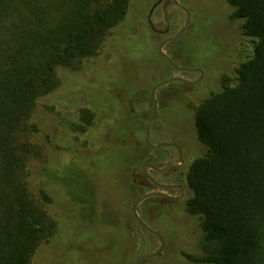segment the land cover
Segmentation results:
<instances>
[{
	"label": "trees",
	"instance_id": "16d2710c",
	"mask_svg": "<svg viewBox=\"0 0 264 264\" xmlns=\"http://www.w3.org/2000/svg\"><path fill=\"white\" fill-rule=\"evenodd\" d=\"M131 2L0 0V264H32L37 246L53 231L54 222L29 189L27 165L36 147L28 136L44 132L49 141L58 137L49 133L52 124L60 122L51 113L56 105H82L89 114L84 92L65 70H77L84 58L96 54L106 35L127 20ZM222 3L232 9L230 20L242 21L252 51L233 74L220 77L218 88L190 106L182 82L162 87L158 121L171 136L181 129L184 116L191 115L202 145L186 161L185 207L201 220L203 253L185 256L198 264H264V0H207L201 5L214 10ZM168 90L179 99L171 116L165 112ZM126 92L132 97L119 111L125 117L117 120L126 144L119 154L127 157L128 181L116 177V182L124 195L130 193L126 200L133 208L148 188L134 177L149 150L145 124L135 109L148 89L137 92L127 86ZM112 157L104 155L99 165H114ZM71 178L81 187L75 197L87 198L90 187L83 178ZM40 194L45 203L53 202L46 189ZM145 203L142 218L149 222Z\"/></svg>",
	"mask_w": 264,
	"mask_h": 264
},
{
	"label": "rangeland",
	"instance_id": "374dc122",
	"mask_svg": "<svg viewBox=\"0 0 264 264\" xmlns=\"http://www.w3.org/2000/svg\"><path fill=\"white\" fill-rule=\"evenodd\" d=\"M201 1L180 0L191 13L188 28L183 32L187 36L178 40L181 33L166 43L164 51L177 66L200 68L203 74L176 71L159 55L158 46L174 36L187 19V13L171 0H132L127 20L114 28L113 34L106 35L96 54L84 58L77 70H65V75L79 86V92H84L83 106L89 114L81 109L82 105H56L51 113L60 122L52 124L49 133L53 138L55 134L58 137L49 141L44 132L28 136L36 147L27 165L29 189L54 222L50 236L37 246L32 264H129L160 247L155 234L133 221V208L117 186L116 177L123 183L128 181L127 157L119 154L126 144L121 140L117 119L125 117L119 111L125 110L124 101L132 97L126 92L127 86H133L137 92L148 89L135 107L147 125L154 110L151 95L156 84L172 76L194 82L183 83L188 94L186 105L190 106L193 100L199 102L211 89L218 88L220 77L233 74L238 63L252 51L249 38L242 33V21L229 19L230 7L222 3L212 10L208 4L201 5L207 0ZM192 4L198 7L192 9ZM193 53H200V58ZM160 90L156 92L157 101ZM174 94L171 90L164 93L168 116L174 114L179 101ZM158 125L151 134L154 143L187 140L191 149L200 152L202 145L191 115L184 116L181 129L173 131L172 139L167 125L163 122ZM59 138L60 148L56 145ZM109 153L115 166L99 165ZM136 172L140 173L139 167ZM72 174L82 177L85 186L90 187L85 194L87 198L75 197L81 187L73 183ZM138 181H141L139 177ZM41 188L50 193L52 203L42 200ZM143 210L140 204L141 217ZM180 212V207L173 206L169 213L176 216ZM171 215L149 216L153 223H146L162 235L165 247L156 256L136 264H198L184 253H203L199 215L184 208L177 225L185 233L176 229L175 217Z\"/></svg>",
	"mask_w": 264,
	"mask_h": 264
},
{
	"label": "flooded vegetation",
	"instance_id": "af4514ba",
	"mask_svg": "<svg viewBox=\"0 0 264 264\" xmlns=\"http://www.w3.org/2000/svg\"><path fill=\"white\" fill-rule=\"evenodd\" d=\"M158 116H159V110L157 112V116L154 119V121L149 125V121H150L149 120L147 125H145V131L143 136L145 138L146 144H147V139H149V141L154 145L161 142H165L167 143V145H161L156 148H153L147 144L149 150L145 152L144 158L140 160L138 165V167L140 168V173L134 172L135 178L138 179L139 177L141 181H144L148 185L147 190H145L144 193H142V195L150 192H157L156 194L151 195L150 197L146 198L142 203H140L143 204L146 201L145 210H146V215L149 216L152 214L157 215L158 213H168L169 215H171L169 212L172 210L173 206L180 207L182 212L184 208H186L185 207V200L187 196V184L185 181V176L187 173L186 161L188 156L192 154V151L194 150V148L191 149L190 144L187 140L184 143H181L179 141L177 142L174 140L160 141L154 143L151 140V134L159 126ZM172 138L173 137L171 135L169 139ZM173 160H177L176 163L165 167V164L167 162ZM144 166L145 167L147 166L146 170L148 171V173L151 174L158 182L165 185H170L171 187L165 189L150 181V179L144 173ZM142 195H140L139 197H141ZM124 196L125 199L129 200L130 193H126ZM182 212L176 214V216L171 215V217H175L174 226L176 227V229H179L180 231L184 232V229L179 225H177L178 217L179 215H181ZM150 222L153 223V221L151 220ZM164 247H165V242L163 248Z\"/></svg>",
	"mask_w": 264,
	"mask_h": 264
},
{
	"label": "water",
	"instance_id": "95a60500",
	"mask_svg": "<svg viewBox=\"0 0 264 264\" xmlns=\"http://www.w3.org/2000/svg\"><path fill=\"white\" fill-rule=\"evenodd\" d=\"M175 5H177L178 7L182 8L186 13H187V19H186V22H185V25L172 37L168 38L167 40L163 41L159 46H158V49H159V54L160 56L165 60L167 61L176 71H200L201 74H203V70L200 69V68H188V67H179L176 65V63L174 62V60L171 58V56L166 52L164 51V46L166 45V43L174 40L175 38H177L181 33H183L184 31H186V29L188 28V25H189V22H190V18H191V13L190 11L185 8L182 3L180 2V0H171ZM172 82H182V83H186V84H194V82H191L187 79H184L183 77H180V76H172V77H169L168 79L158 83L155 85L154 89H153V92H152V95H151V98H152V101H153V104H154V110H153V114H152V117L149 121V125L154 121V119L156 118L157 116V112H158V101H157V97H156V92L158 89L162 88V87H165L167 86L168 84L172 83ZM147 144L153 148H156L158 146H161V145H167V143L165 142H161V143H158L156 145L152 144L149 139H147ZM177 160H173V161H169L165 164V167H167L168 165H171V164H174L176 163ZM147 167V166H146ZM146 167L144 166V173L145 175L150 179V181H152L153 183H155L156 185L162 187V188H170L171 186L170 185H165V184H162L160 182H158L151 174L148 173V171L146 170ZM157 192H150V193H147V194H144L142 195L141 197H139L136 202L134 203L133 205V215L134 217L137 219V221L139 222V224L144 227L145 229H147L148 231H150L151 233L155 234L159 239H160V247L152 252V253H147V254H143L137 258H135L132 262H130L129 264H136L137 262H139L140 260H143V259H148V258H151V257H154L156 256L158 253H160L163 249V246H164V239L162 238V235L153 230L152 228L149 227V225L142 219V217L140 216V214L138 213V206L140 205V203H142L146 198L150 197L151 195H154L156 194Z\"/></svg>",
	"mask_w": 264,
	"mask_h": 264
}]
</instances>
